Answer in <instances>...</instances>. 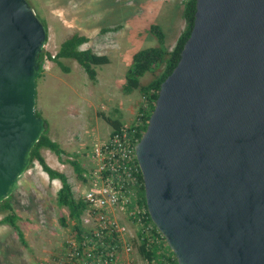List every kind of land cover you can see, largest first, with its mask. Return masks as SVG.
I'll use <instances>...</instances> for the list:
<instances>
[{
	"label": "water",
	"instance_id": "water-1",
	"mask_svg": "<svg viewBox=\"0 0 264 264\" xmlns=\"http://www.w3.org/2000/svg\"><path fill=\"white\" fill-rule=\"evenodd\" d=\"M46 26L0 0V202L26 171ZM147 211L177 264H264V0H195L135 146Z\"/></svg>",
	"mask_w": 264,
	"mask_h": 264
},
{
	"label": "rangeland",
	"instance_id": "rangeland-1",
	"mask_svg": "<svg viewBox=\"0 0 264 264\" xmlns=\"http://www.w3.org/2000/svg\"><path fill=\"white\" fill-rule=\"evenodd\" d=\"M27 1L48 28L42 49V73L36 80L35 108L48 124V135L68 152L78 155L85 172L90 171L97 164L92 156L93 147L108 139L112 129L98 113L118 119L124 126L135 121L143 97L138 89L129 93L122 90L132 56L148 47L172 49L184 28L185 0ZM152 24L163 30V44L150 31ZM113 27L118 30H101ZM74 32L88 38L79 49H91L108 57L107 63L95 66L94 81L77 61L61 58L62 64L58 65L48 57ZM151 77V73H146L139 80L146 83ZM41 154L51 167L66 174L74 196L81 198L88 181L77 178L72 166L62 161L66 156L57 158L44 148ZM59 187V180L49 179L37 160L18 178L9 202L27 244L21 242L13 227L0 224V264H70L69 243L77 240L72 226L76 223L81 230L87 227L82 224L85 214L73 223L67 207L58 205ZM113 216L121 222L127 217L121 209L114 211ZM60 217H64L66 225L60 223ZM130 258L131 264H144L137 251Z\"/></svg>",
	"mask_w": 264,
	"mask_h": 264
},
{
	"label": "built area",
	"instance_id": "built-area-1",
	"mask_svg": "<svg viewBox=\"0 0 264 264\" xmlns=\"http://www.w3.org/2000/svg\"><path fill=\"white\" fill-rule=\"evenodd\" d=\"M137 124L122 126L93 147L92 156L97 164L83 174L89 186L81 197L86 204L82 224L87 229L81 230L82 241L69 243L70 264H131L130 255L134 251L144 264H159L156 258H144L138 252L142 240L149 251L150 243L159 245L164 236L148 219L147 207L139 199ZM118 209L127 216L125 222L113 216ZM161 253L165 258L160 264H175L170 253L165 250Z\"/></svg>",
	"mask_w": 264,
	"mask_h": 264
},
{
	"label": "trees",
	"instance_id": "trees-1",
	"mask_svg": "<svg viewBox=\"0 0 264 264\" xmlns=\"http://www.w3.org/2000/svg\"><path fill=\"white\" fill-rule=\"evenodd\" d=\"M194 13L195 0H185L182 11L184 28L178 35L172 49L166 50L163 47H148L135 52L132 56L131 68L126 74V81L122 86V90L124 93H129L132 90L138 89L143 97V101L137 109L136 119L133 123L130 124L131 126H133L134 124L138 123L136 127L138 141L142 137L147 127L148 119L154 108V103L158 96L161 82L165 79L166 76L171 73L180 58V52L193 26ZM43 24L46 26V30L48 32L46 22L44 21ZM101 30L103 32L110 30L116 31L118 30V28H102ZM150 31L154 35H156L159 42L163 44L165 34L160 26L152 24L150 27ZM86 41H88V38L85 35L74 32L60 44L59 49L54 54V56H52L51 54H48V56L52 58V60L55 61L58 65L62 64L60 60L61 58H70L77 61L83 67L88 78L94 81L97 74L95 66L107 63L108 57L106 55L96 54L91 49H79L78 47ZM44 54L45 53L43 50L39 54V77L42 73ZM64 69L68 71V69ZM146 73H151L152 77L146 83H141L139 78ZM36 115L40 116V113L37 110ZM98 115L111 126L112 129L110 134L118 131L122 126H124L118 119H113L101 112L98 113ZM44 124V130L31 150L30 162L27 169L33 164L34 160H37L41 169L48 175L49 179L59 180L60 187L56 192V201L58 205L67 207L68 218L72 220L73 223H75L77 221H80V217L86 209V204L81 198H76L74 196L72 186L68 181L66 174L51 167L46 162L45 158L41 154V149H48L49 151L54 153L57 158H61L62 155H65L66 158L62 161L69 163L72 166L77 178L83 181L86 180L83 176L85 169L83 168L78 155L68 152L66 149L61 147L59 142L53 140L48 135V124L46 120H44ZM137 177L140 184L138 189L139 199L140 202L146 207L143 179L140 170ZM0 214H3L2 218L0 219V224L6 223L13 227L16 230L21 242L26 245L27 242L24 239L23 232L20 230L19 226L16 223L17 214L13 211V207L9 202V197L0 202ZM147 217L149 220H151L148 212ZM60 223L62 225H66L64 217H60ZM72 230L75 234L76 239L78 241H82L83 232L81 231L79 225L76 223L73 224ZM145 245L146 241L144 240H142L138 245V252L142 257H154L160 264V262H162V260H164L165 258L163 253H161V250H165L174 257V263L177 264L175 255L167 245L165 238L163 239V243L161 242L159 245L150 243L149 251L145 249Z\"/></svg>",
	"mask_w": 264,
	"mask_h": 264
},
{
	"label": "crops",
	"instance_id": "crops-1",
	"mask_svg": "<svg viewBox=\"0 0 264 264\" xmlns=\"http://www.w3.org/2000/svg\"><path fill=\"white\" fill-rule=\"evenodd\" d=\"M110 132H111V131H110ZM110 132H109V133H110Z\"/></svg>",
	"mask_w": 264,
	"mask_h": 264
}]
</instances>
